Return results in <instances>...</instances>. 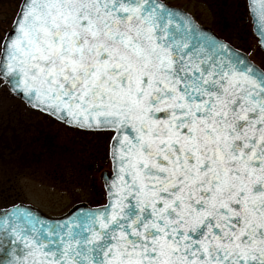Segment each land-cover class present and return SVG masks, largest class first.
<instances>
[{"label":"snow or ice","instance_id":"snow-or-ice-1","mask_svg":"<svg viewBox=\"0 0 264 264\" xmlns=\"http://www.w3.org/2000/svg\"><path fill=\"white\" fill-rule=\"evenodd\" d=\"M251 7L264 28V0ZM0 85L115 133L108 204L57 222L5 211L0 264H264V70L190 17L163 0H19Z\"/></svg>","mask_w":264,"mask_h":264},{"label":"rangeland","instance_id":"rangeland-1","mask_svg":"<svg viewBox=\"0 0 264 264\" xmlns=\"http://www.w3.org/2000/svg\"><path fill=\"white\" fill-rule=\"evenodd\" d=\"M183 7L199 23L245 51L264 69L243 4L234 0H165ZM19 0H0V34L15 17ZM1 86V85H0ZM110 132L67 127L0 87V208L26 203L60 216L79 203L104 202L100 175L109 172Z\"/></svg>","mask_w":264,"mask_h":264},{"label":"water","instance_id":"water-1","mask_svg":"<svg viewBox=\"0 0 264 264\" xmlns=\"http://www.w3.org/2000/svg\"><path fill=\"white\" fill-rule=\"evenodd\" d=\"M251 3H252V0H247L248 11H249L250 19H251V24H252V32L255 35V37L257 38V46L259 47V49L261 51L264 52V42H262L260 31H257L258 28H260L261 30H264V28H261L258 16L256 17L255 23H254V12L252 10ZM168 6L178 10L181 14H184V15H187L188 17H190L192 19V21L195 23V25L197 27H199L202 32L207 33L210 37L222 42L223 44H226L234 52L239 53L242 57L246 58V60L251 65L255 66L256 68H258L260 70H262L260 67H258L255 63H253L248 58L246 53H244L243 51H241L239 49H236L235 47L231 46L226 41H224L221 38L217 37L208 27L198 24L196 22V20L190 14H188L186 11L182 10L181 8L175 7V6H171V5H168ZM19 99H21V98H19ZM21 100L24 101L23 99H21ZM31 108H33V107H31ZM34 109H36V108H34ZM37 110H39V109H37ZM39 111H41V110H39ZM41 112H43V111H41ZM43 113L48 114L46 112H43ZM48 115H50V114H48ZM51 117H53V116H51ZM53 118H55L56 120L60 121L56 117H53ZM60 122H62V121H60ZM62 123L65 124V125H68V124H66L64 122H62ZM68 126H70V125H68ZM86 130H88V129H86ZM114 135H115V133L113 132L112 137ZM112 137H111L110 143H109V153H110V150H111ZM109 158H110V163H111V171L109 173L104 171L100 175L101 181L103 183V188H104V191H105V203L104 204L99 205V206H95V207H90V206H88V205H86L84 203H80V204L74 205L67 212H65L64 214H62L60 216L50 217V216L45 215L43 212H41L40 210L36 209L33 206H30V205H27V204H23V203H18V204L11 205L9 207L1 208L0 209V214L4 213L5 211H12L15 208L19 207L21 209H26V210L30 211L33 214V216L38 217L39 219H41V220H43L45 222H57V221H64V220H68V219H73L74 220L77 217H82L89 210L102 209L104 206H106L108 204V195H107V189H106V186H105V182H106V179H107L108 182L110 183V180H111V177H112V161H111L110 154H109ZM6 258L7 259H11V257L8 256L7 253L4 252L3 248H0V260H4Z\"/></svg>","mask_w":264,"mask_h":264},{"label":"flooded vegetation","instance_id":"flooded-vegetation-1","mask_svg":"<svg viewBox=\"0 0 264 264\" xmlns=\"http://www.w3.org/2000/svg\"><path fill=\"white\" fill-rule=\"evenodd\" d=\"M163 1H165V0H163ZM235 2H238V3H241V4H243V5H241V6H243V11L241 12L242 14H246L247 13V15H248V17H249V13H248V9H247V2H246V0H234ZM166 2V1H165ZM181 8H183V7H181ZM184 9V8H183ZM186 10V9H185ZM188 11V10H187ZM192 14V13H191ZM193 15V14H192ZM194 16V15H193ZM11 23H12V20L8 23L9 24V26L11 25ZM7 29V28H6ZM5 30V29H4ZM4 30L2 31V33L4 32ZM0 35H2V34H0ZM235 46V45H234ZM2 86V85H1ZM0 86V87H1Z\"/></svg>","mask_w":264,"mask_h":264}]
</instances>
